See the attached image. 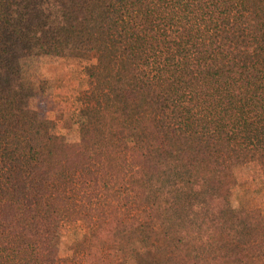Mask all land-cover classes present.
<instances>
[{
  "label": "trees",
  "instance_id": "1",
  "mask_svg": "<svg viewBox=\"0 0 264 264\" xmlns=\"http://www.w3.org/2000/svg\"><path fill=\"white\" fill-rule=\"evenodd\" d=\"M40 54L90 61L81 123L96 174L31 112L15 65ZM235 159L264 169V0H0V264H112L93 257L109 238L142 240L148 264H264V211L213 210ZM209 213L208 239L177 228ZM64 220L87 230L72 260Z\"/></svg>",
  "mask_w": 264,
  "mask_h": 264
},
{
  "label": "rangeland",
  "instance_id": "2",
  "mask_svg": "<svg viewBox=\"0 0 264 264\" xmlns=\"http://www.w3.org/2000/svg\"><path fill=\"white\" fill-rule=\"evenodd\" d=\"M89 60L77 61L63 59L56 55L40 54L25 56L16 63L17 74L34 89L29 98L32 114L52 121L54 130L72 155L87 157V171L96 174L98 160L91 158L85 145L82 120L91 109L89 102L82 101V93L87 87L83 67ZM120 153L141 156L144 146L123 145ZM236 174V185L227 199L213 202V210L232 205L237 210L260 207L264 211V169L254 161L235 159L231 162ZM148 187L157 190L173 191L174 185L164 179L145 181ZM218 227L213 213L194 217L178 225L180 232H191L198 241L208 239ZM86 228L80 222L62 221L58 229L57 240L60 245V259L72 260L78 248L86 242ZM93 257L99 263L112 264H148L152 257L146 244L140 239L116 242L109 238L104 248L93 249ZM221 264H230L224 261Z\"/></svg>",
  "mask_w": 264,
  "mask_h": 264
}]
</instances>
